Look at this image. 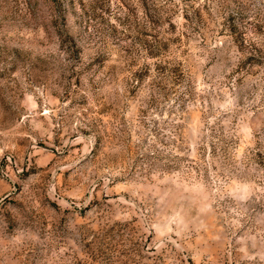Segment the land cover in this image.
Returning a JSON list of instances; mask_svg holds the SVG:
<instances>
[{
  "label": "rangeland",
  "instance_id": "374dc122",
  "mask_svg": "<svg viewBox=\"0 0 264 264\" xmlns=\"http://www.w3.org/2000/svg\"><path fill=\"white\" fill-rule=\"evenodd\" d=\"M37 2L0 0V264H264V0Z\"/></svg>",
  "mask_w": 264,
  "mask_h": 264
},
{
  "label": "trees",
  "instance_id": "16d2710c",
  "mask_svg": "<svg viewBox=\"0 0 264 264\" xmlns=\"http://www.w3.org/2000/svg\"><path fill=\"white\" fill-rule=\"evenodd\" d=\"M13 1L17 3V5L19 6L22 4L32 5L38 3L37 0H13ZM160 71H161L160 74H162V76H165L167 74H174L173 78L175 83H178L181 77L183 76L182 72L176 69L168 70L167 68H161Z\"/></svg>",
  "mask_w": 264,
  "mask_h": 264
}]
</instances>
